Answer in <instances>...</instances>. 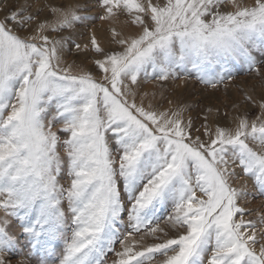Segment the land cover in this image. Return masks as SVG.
I'll use <instances>...</instances> for the list:
<instances>
[{
    "label": "snow or ice",
    "instance_id": "6c2138e0",
    "mask_svg": "<svg viewBox=\"0 0 264 264\" xmlns=\"http://www.w3.org/2000/svg\"><path fill=\"white\" fill-rule=\"evenodd\" d=\"M122 16L139 31L111 27L115 47L75 45L99 76L67 62L62 31ZM189 66L213 88L244 66L264 79V0H26L0 18V264L20 236L45 264L68 231L59 264H264V213L241 203L264 197V97L194 127L141 90Z\"/></svg>",
    "mask_w": 264,
    "mask_h": 264
},
{
    "label": "rangeland",
    "instance_id": "374dc122",
    "mask_svg": "<svg viewBox=\"0 0 264 264\" xmlns=\"http://www.w3.org/2000/svg\"><path fill=\"white\" fill-rule=\"evenodd\" d=\"M26 0H0V18L9 13L14 7H17ZM85 2L90 5L95 4V0H35L36 5L52 4L56 6L60 5H76L84 4ZM243 3L250 4L252 0H242ZM92 15H95L98 9L91 7L89 9ZM115 27L118 31H124L125 34L134 33L139 31L138 26L130 23V18L122 16L119 21H105L99 18L88 21L87 24L76 25L72 29L62 31L59 35L66 38V60L68 63L75 62L77 65L85 64L92 68V71L99 76V72L91 64L93 57L92 52H78L75 45L79 44L81 48L84 45L89 44L90 36L95 33L98 41L105 48L115 47L110 42V28ZM52 35H56L53 33ZM258 59L260 57L258 56ZM240 68V65L236 66ZM237 71L234 73L231 81L225 80L223 84H218L216 88L206 85L197 78V74L191 71L179 72L177 79L170 78L168 81L161 85L159 82L152 81L151 79L142 80L141 90L149 94V98H152V94L155 93V99L153 101L161 110L172 109L182 106L185 111L183 113L184 118L191 117L194 127H199L204 123V117L209 114L211 110L210 121L212 118L217 117V109H219V119L223 122V114L225 112L233 113L232 105L239 102L241 110H248L252 116L259 114V109L253 105H247L243 101V95L245 92L253 95L257 100L264 97V79H261L254 72L250 73L246 70ZM169 101L171 103H169ZM147 103V100L145 101ZM60 127V123L57 122L53 130ZM61 139L67 138V133H59ZM253 147L258 146L256 144ZM258 150H264L258 148ZM63 153V149H61ZM236 176L232 179L233 186L240 187L245 185L249 192L254 189V181L251 177L242 173L240 168L236 167ZM69 177L67 173L61 179V183L67 186ZM242 205L248 209H251V214L246 215L245 219L257 218L259 214L264 213V197L246 198L241 201ZM170 211V209H169ZM0 212V216H2ZM10 231L13 233L20 232V225L15 218H11ZM71 232L65 233V239L70 238ZM65 239H58L55 244V253L50 254L48 257L41 256L39 259L44 260L45 264H59V259L65 247ZM20 246L14 249L11 253H4V257L8 264H38V258L34 251L29 250L27 239L24 236H20ZM116 249L119 250L120 245L116 244ZM114 253H109L107 256L106 264H111V260L114 259ZM163 257L156 256V260H160ZM155 264V261H154Z\"/></svg>",
    "mask_w": 264,
    "mask_h": 264
}]
</instances>
